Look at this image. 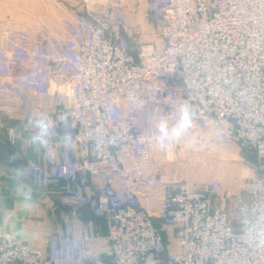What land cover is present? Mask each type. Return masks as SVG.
I'll list each match as a JSON object with an SVG mask.
<instances>
[{
  "label": "built area",
  "instance_id": "obj_1",
  "mask_svg": "<svg viewBox=\"0 0 264 264\" xmlns=\"http://www.w3.org/2000/svg\"><path fill=\"white\" fill-rule=\"evenodd\" d=\"M76 1L62 33L0 20V99L25 122L68 113L73 126L70 147L54 132L24 166L69 217L47 250L0 232V264H264V0H147L159 45L134 44L122 0ZM180 104L193 127L161 151L156 117L174 123ZM16 129L0 121L11 145ZM187 145L249 151L256 172L237 196L219 179L196 190L169 168ZM83 209L106 226L108 263L92 250L96 230L75 225Z\"/></svg>",
  "mask_w": 264,
  "mask_h": 264
},
{
  "label": "crops",
  "instance_id": "obj_2",
  "mask_svg": "<svg viewBox=\"0 0 264 264\" xmlns=\"http://www.w3.org/2000/svg\"><path fill=\"white\" fill-rule=\"evenodd\" d=\"M145 1L147 6V0L143 3L145 5ZM123 2L126 8V5L135 6L138 0H123ZM78 4L76 0H0V20L14 21L23 29H55L58 33H62L63 28L60 26V21L79 12ZM139 20L142 22V17ZM150 39L151 37H148L144 43H152L153 40ZM0 121L17 127L18 136L15 145L9 144L0 137V169H4L7 173V177L2 181V193L0 194V232L10 234L16 228H23L26 235L23 239H18L24 245L47 250L50 236L55 227L69 217L70 208L62 202L61 194L56 187L39 191L33 186L37 206L32 211L22 209L18 198L11 190L9 157L14 153H19L21 159L15 163L21 166H25L32 160L41 162L42 157L33 153L22 136L25 121H23L18 104L0 99ZM23 135L26 136V133ZM174 168L171 165L172 171L178 174ZM156 207L155 202L153 210ZM81 223H86L96 230L98 239L93 243L92 250L104 256L109 248V241L102 219L83 209L75 225L78 227ZM104 258V261L108 263L109 260L105 256Z\"/></svg>",
  "mask_w": 264,
  "mask_h": 264
},
{
  "label": "rangeland",
  "instance_id": "obj_3",
  "mask_svg": "<svg viewBox=\"0 0 264 264\" xmlns=\"http://www.w3.org/2000/svg\"><path fill=\"white\" fill-rule=\"evenodd\" d=\"M143 1L138 0L135 6L126 5L127 22L135 33L134 44H145V40L151 37L152 43L146 45H159L158 29L148 18L146 1L145 5ZM140 17H142V22L139 20ZM25 30L36 33L43 29ZM50 30L58 33L55 29ZM171 165L176 168L180 177L189 181L196 190L205 191L210 188L214 180L219 179L223 183L225 193L237 196L244 191L247 182L255 174L257 162L252 156L244 154L238 149L226 151L215 148L206 152L196 150L192 145H187L173 154L169 162L170 170H172ZM170 240L173 242L172 237Z\"/></svg>",
  "mask_w": 264,
  "mask_h": 264
},
{
  "label": "clouds",
  "instance_id": "obj_4",
  "mask_svg": "<svg viewBox=\"0 0 264 264\" xmlns=\"http://www.w3.org/2000/svg\"><path fill=\"white\" fill-rule=\"evenodd\" d=\"M176 119L173 123L164 117H156L154 131L157 147L163 151L172 141H178L186 136L193 127V117L195 113L187 104H180L176 109ZM62 131H56L57 129ZM72 129L70 115L60 114L56 120L46 112H38L31 116L23 124L22 136L27 141L28 146L36 154L47 153L53 133L56 132L58 143L64 147H70L72 142ZM26 133V136L23 135ZM21 159L19 153H14L9 157L11 190L18 198L20 206L25 211H32L37 206L36 193L30 181V173L24 166L15 162ZM26 233L23 228L14 229L10 235V240L23 239Z\"/></svg>",
  "mask_w": 264,
  "mask_h": 264
},
{
  "label": "trees",
  "instance_id": "obj_5",
  "mask_svg": "<svg viewBox=\"0 0 264 264\" xmlns=\"http://www.w3.org/2000/svg\"><path fill=\"white\" fill-rule=\"evenodd\" d=\"M152 22V21H151ZM11 125H13V124H11ZM1 138H3L2 136H0ZM4 139V138H3ZM242 153H244V154H248V155H250V156H252L254 159H255V161L257 162V159H256V157H255V155L253 154V153H251V152H249V151H243ZM36 188V187H35ZM37 189V188H36ZM37 190H39V189H37ZM39 191H44V190H39ZM156 224H157V226L158 227H160L161 226V223L158 221V220H156Z\"/></svg>",
  "mask_w": 264,
  "mask_h": 264
}]
</instances>
